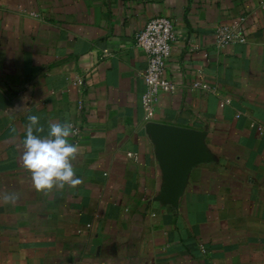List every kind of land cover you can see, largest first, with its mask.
<instances>
[{"label":"crops","instance_id":"0c3cea01","mask_svg":"<svg viewBox=\"0 0 264 264\" xmlns=\"http://www.w3.org/2000/svg\"><path fill=\"white\" fill-rule=\"evenodd\" d=\"M158 16L174 21L178 91L153 121L195 130L210 155L177 202L135 39ZM220 25L246 42L219 46ZM0 88V264H264V0H0ZM32 114L40 136L71 126L79 185L34 187Z\"/></svg>","mask_w":264,"mask_h":264},{"label":"built area","instance_id":"2783aa9c","mask_svg":"<svg viewBox=\"0 0 264 264\" xmlns=\"http://www.w3.org/2000/svg\"><path fill=\"white\" fill-rule=\"evenodd\" d=\"M135 39L136 46L143 50L148 58L144 71L147 88L143 95V107L145 120L150 122L154 120L159 95L162 92L174 94L178 91V86L166 76V67L176 40L174 21L168 16L151 18L138 30ZM216 42L224 47L232 43H244L246 38L236 26L220 25L216 28ZM195 86L200 88L203 85L197 82Z\"/></svg>","mask_w":264,"mask_h":264},{"label":"clouds","instance_id":"9594fccd","mask_svg":"<svg viewBox=\"0 0 264 264\" xmlns=\"http://www.w3.org/2000/svg\"><path fill=\"white\" fill-rule=\"evenodd\" d=\"M39 120L38 115L28 116L29 124L23 139V165L31 172L34 187L43 190L65 184L79 185L81 178L76 176L71 163L77 153V146L69 142L73 134L71 126L52 123L47 135L40 136L36 134L42 131Z\"/></svg>","mask_w":264,"mask_h":264},{"label":"water","instance_id":"95a60500","mask_svg":"<svg viewBox=\"0 0 264 264\" xmlns=\"http://www.w3.org/2000/svg\"><path fill=\"white\" fill-rule=\"evenodd\" d=\"M10 105V98L0 88V111ZM158 142V155L167 176V193L173 202L181 197L192 169L210 158L199 134L189 128L160 122H148Z\"/></svg>","mask_w":264,"mask_h":264}]
</instances>
